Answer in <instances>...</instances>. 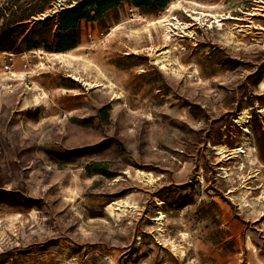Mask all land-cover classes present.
I'll list each match as a JSON object with an SVG mask.
<instances>
[{"label":"rangeland","instance_id":"374dc122","mask_svg":"<svg viewBox=\"0 0 264 264\" xmlns=\"http://www.w3.org/2000/svg\"><path fill=\"white\" fill-rule=\"evenodd\" d=\"M44 47L0 87V264H264V0L121 1Z\"/></svg>","mask_w":264,"mask_h":264},{"label":"trees","instance_id":"16d2710c","mask_svg":"<svg viewBox=\"0 0 264 264\" xmlns=\"http://www.w3.org/2000/svg\"><path fill=\"white\" fill-rule=\"evenodd\" d=\"M57 0H0V53H19L24 46L27 51L36 49L44 44L45 51L56 52L73 49L77 46V36L81 21H93L116 6L121 1H128L133 7L155 10L164 8L170 0H66L68 8L58 10L54 16L47 15L34 23L29 34L36 28H47L56 19L61 34L53 42L54 47L46 46L43 36L38 40H29L25 31L33 18L44 14ZM55 4V3H54ZM94 13V15H92ZM96 167V164H93ZM92 167V166H91ZM95 173H98L95 170Z\"/></svg>","mask_w":264,"mask_h":264},{"label":"bare ground","instance_id":"6f19581e","mask_svg":"<svg viewBox=\"0 0 264 264\" xmlns=\"http://www.w3.org/2000/svg\"><path fill=\"white\" fill-rule=\"evenodd\" d=\"M193 15H199V16H203L202 14H197L195 12L192 13ZM201 18V17H200ZM193 20H197L196 18H194ZM176 19L175 18H171V19H165V20H159L157 21L156 23L154 24H161V26H164L166 27V30H167V33H170V32H173L174 30H177V29H180V30H184L185 27H180L181 24H179V22H175ZM167 40V39H166ZM169 40V39H168ZM42 54V53H41ZM61 55L63 57H67L68 56V52H64V53H61ZM153 56V55H152ZM49 60V59H48ZM153 60H154V64L156 63H159L160 62V58H159V55H156V56H153ZM41 65H44V67H41ZM46 65L41 63L40 64V69L41 68H45ZM161 69H166V67L164 65L161 66ZM10 76V75H9ZM17 76V75H16ZM14 77V75H13ZM22 77V75L20 76ZM14 79V78H13ZM75 80L77 81H81L83 83V85L85 86H89L90 85V88H93V87H96V85H91L89 83H86L85 81H83L82 79H79V78H74ZM97 84V83H96Z\"/></svg>","mask_w":264,"mask_h":264},{"label":"crops","instance_id":"0c3cea01","mask_svg":"<svg viewBox=\"0 0 264 264\" xmlns=\"http://www.w3.org/2000/svg\"><path fill=\"white\" fill-rule=\"evenodd\" d=\"M8 55V54H5ZM4 54H0V87L1 88H5L6 90L10 89V87L12 86L10 84V82L14 79H16V75H24L26 73L22 72V71H18L15 68V65L12 63V67H11V71L10 73H6L3 68H2V63H3V59L5 57ZM25 56V55H24ZM28 74V73H27ZM10 75V76H9ZM14 75V77H13ZM22 76V77H24ZM14 78V79H13Z\"/></svg>","mask_w":264,"mask_h":264},{"label":"built area","instance_id":"2783aa9c","mask_svg":"<svg viewBox=\"0 0 264 264\" xmlns=\"http://www.w3.org/2000/svg\"><path fill=\"white\" fill-rule=\"evenodd\" d=\"M1 54H8V53H1ZM24 57V56H23ZM13 57L11 54L5 55L2 63V68L6 73H10L12 67Z\"/></svg>","mask_w":264,"mask_h":264},{"label":"water","instance_id":"95a60500","mask_svg":"<svg viewBox=\"0 0 264 264\" xmlns=\"http://www.w3.org/2000/svg\"><path fill=\"white\" fill-rule=\"evenodd\" d=\"M45 17V16H44Z\"/></svg>","mask_w":264,"mask_h":264}]
</instances>
